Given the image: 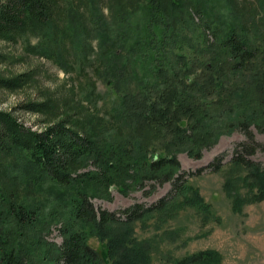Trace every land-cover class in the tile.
<instances>
[{
    "label": "trees",
    "instance_id": "1",
    "mask_svg": "<svg viewBox=\"0 0 264 264\" xmlns=\"http://www.w3.org/2000/svg\"><path fill=\"white\" fill-rule=\"evenodd\" d=\"M62 1L0 0V36L44 37L55 28V53L48 37L39 53L59 65L72 56L89 62L110 83L109 106L80 125L63 117L40 131L0 109V264H103L88 244L90 233L104 241L111 264H149L134 222L154 214L163 222L184 206L207 214L209 205L188 182L194 172L178 155L199 158L234 131L246 141L230 160L218 156L211 165L245 171L224 183L229 193L238 181L248 190L247 197L234 193L235 209L264 199V167L249 157L264 147L252 133H264V0H106V13L101 0H74L65 22ZM24 80L25 74L0 75V87ZM165 183L171 189L150 204L113 211L92 201L110 200L112 189L150 195ZM24 190L47 194L27 200ZM53 228L60 243L49 239ZM219 260L204 250L178 264Z\"/></svg>",
    "mask_w": 264,
    "mask_h": 264
},
{
    "label": "rangeland",
    "instance_id": "2",
    "mask_svg": "<svg viewBox=\"0 0 264 264\" xmlns=\"http://www.w3.org/2000/svg\"><path fill=\"white\" fill-rule=\"evenodd\" d=\"M105 2L101 0L100 3L103 13L107 12ZM207 2L219 5L226 0ZM73 3L74 0H63L60 15L66 16L67 8ZM219 8L225 9L223 6ZM63 21H66L65 17ZM53 25L58 28L57 22ZM47 37V45L55 53V28L50 29L44 37L30 31L10 37L0 36V75L13 78L25 74V80L17 87H0V109L12 113L24 125L36 131L63 117L79 125L95 119L106 108L105 102L109 106V81L97 77L91 64L83 59L68 57V63L59 65L53 60L54 56L41 55L39 50L45 45ZM88 58L91 60L93 53ZM29 102L42 103L43 106L39 110L24 108ZM252 133L254 140L264 145V133L255 128H252ZM242 141H246L244 133L234 131L221 135L217 143L204 149L199 158L190 157L185 152L179 153L182 168L194 172L188 180L189 184L199 191L210 211L206 214L193 206H184L163 222L157 214L135 221L134 236L148 246L149 264H178L185 257L204 250L217 252L220 255L218 264H264V199L245 201L239 209H235L234 193L247 197L248 190L238 181L232 194L224 183L230 174L237 177L245 171L231 170L230 163L217 170L211 165L218 156H221L222 162L230 160L233 148ZM249 157L264 167V147H258ZM11 162V158L4 159V164ZM47 186L48 183L44 185V190ZM170 189L171 184L165 183L150 195L136 190L129 196L112 189L110 200L94 198L92 201L96 208L114 211L136 201L150 204L166 195ZM24 193L28 195L27 200L41 194L36 190L30 193L24 190ZM46 194L43 192L41 195ZM49 239L61 242L57 228H53ZM88 244L99 253L103 264H111L105 256L104 241L90 233Z\"/></svg>",
    "mask_w": 264,
    "mask_h": 264
}]
</instances>
